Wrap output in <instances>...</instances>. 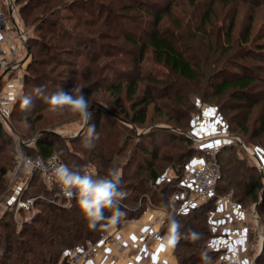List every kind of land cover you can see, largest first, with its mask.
Masks as SVG:
<instances>
[{
	"label": "trees",
	"instance_id": "16d2710c",
	"mask_svg": "<svg viewBox=\"0 0 264 264\" xmlns=\"http://www.w3.org/2000/svg\"><path fill=\"white\" fill-rule=\"evenodd\" d=\"M12 1L23 23L32 30L27 37L29 60L24 69L22 91L9 113L10 121H23L21 126L11 122L20 133L21 142L18 143L0 122V198L9 185L8 171L18 146L28 156H47L55 151L63 164L94 178L103 177L109 169L118 170L120 183L132 177L127 166L138 153L142 158L138 167L143 165L147 169L151 184H145L135 173L133 177H137V181L125 183L127 185L121 188L127 192L121 208L125 216L135 214L134 204L144 194L155 204L164 205L163 199L168 198L185 163L200 155L187 135L191 116L199 110L197 101H210L223 114L228 129L240 130L253 147L264 149V112L252 128L246 126L249 110L259 101L256 89L261 77L258 72L264 70L250 60L259 59L264 63V41L257 42L250 37L251 25L248 24L239 41L232 42V19L223 40L219 26L212 23L211 8L193 13V8L203 4L209 7L216 0H185L192 7V10L189 8L190 19L182 23L178 17L171 18V27L159 22L163 14L170 13L172 0ZM233 1L253 8L264 7V0ZM119 39L124 42L121 46ZM92 43L97 48L95 52H92ZM148 49L153 62L166 68L167 75H143L142 60ZM79 58L84 63L80 64ZM73 63L80 65L72 67ZM141 82L143 87L137 94ZM40 86L46 95L59 88L70 91L76 86L82 88L86 98L104 89L114 97L113 104L119 111L96 101L114 114L100 106L93 108L89 124L96 125L99 138L94 147L88 149L83 147L82 141L86 126L81 133L70 137H64L54 126L43 127L55 125L60 116L53 118L39 110L47 107L35 94L34 89ZM24 96L32 97V106L27 110L21 107ZM74 116L75 119L80 117ZM145 122L150 125L143 126ZM38 127L57 133H45L31 141ZM131 138L134 141L128 146ZM177 139L183 143L176 144V149H170L165 156L170 164L169 176L159 181V171L153 165L158 149L161 145L171 146L173 143L168 142ZM10 142L12 153L2 151ZM259 157L263 171L255 158L251 162L243 156L239 142L223 145L217 155L220 177L216 189H231L233 197L244 206L247 202L256 203L257 212L264 220V197L259 198L261 190L264 192V155ZM39 193L44 197L34 200V205L39 206L36 215L21 226L13 222V206L10 211L0 212V264H54L67 247L86 238L96 240L108 224L105 221L90 227L75 198L66 203L65 198L57 194L56 186L34 171L24 195ZM210 203L168 215L180 222L181 233L191 229L200 234L195 241L190 237L181 238L173 248L179 264H220L219 252L210 250L207 244L212 236L206 210ZM105 215L110 216L111 212L105 210ZM167 230L165 222L162 231ZM255 264H264V244Z\"/></svg>",
	"mask_w": 264,
	"mask_h": 264
},
{
	"label": "built area",
	"instance_id": "2783aa9c",
	"mask_svg": "<svg viewBox=\"0 0 264 264\" xmlns=\"http://www.w3.org/2000/svg\"><path fill=\"white\" fill-rule=\"evenodd\" d=\"M9 6L14 15V10H18L17 6L14 4ZM17 24L18 29L14 27L8 13L6 14L0 7V74L7 68V72L0 80V83L4 79L7 80L0 84V122L4 127L6 119H9L11 107L22 91L24 68L29 59V55L25 56L22 42L30 33L20 25V22ZM204 126L200 121L189 132V137L200 155L194 156L185 163L172 191L171 203H178V212L185 213L212 200L216 206V213L209 220L213 241L208 244V248L219 252L220 264H251L252 260L247 261L243 255L245 245L242 239L247 225L246 214L241 210L239 202L231 191L219 195L215 186L220 177L217 155L221 147L240 138L228 133L216 132L206 136L202 132ZM21 154L33 162L43 160L45 164L62 163L61 159H54L57 155L55 151L47 156H28L17 146L12 168L8 171L10 181L7 190L10 187L12 193L8 199V206H4V209L13 206L12 214L16 219L22 211H30L33 208L37 196H25L24 190L29 175L34 171L39 172L47 183L54 184L57 194L65 198L68 203L72 197L66 196L59 184L49 180L48 173L39 168L27 167L20 160ZM168 213V207L154 205L149 201L137 215H124L116 225L108 223L96 240L86 238L80 243L67 247L54 264H89L101 257L106 259L107 264H154L151 259L152 246L167 233L162 229ZM171 249L173 251V247Z\"/></svg>",
	"mask_w": 264,
	"mask_h": 264
},
{
	"label": "rangeland",
	"instance_id": "374dc122",
	"mask_svg": "<svg viewBox=\"0 0 264 264\" xmlns=\"http://www.w3.org/2000/svg\"><path fill=\"white\" fill-rule=\"evenodd\" d=\"M0 7L7 14L8 8H9V0H0ZM189 8L190 7L187 5L185 0H172V2L170 4V11H169L170 13L163 14L161 19H160L159 24H161L162 26L171 27L170 26L171 24L169 23V21H170L169 19H171V18H173V19L179 18V20L182 21V23L187 22L191 17V12H189ZM208 8H211L210 16L214 17V19H212V21H213L212 23L219 26V28H220L219 29V31H220L219 36L223 37V40H224V34L223 33H224L225 29L227 28L229 21L232 19L233 20V29H232L233 41L232 42L239 41V38L244 33V29L248 24L251 25L250 37H253L254 41H257V42L264 41V7H261V8H259V7L255 8L254 7L253 8V7L241 4V3H237L233 0L229 1V2L224 1V0H216L209 7L206 4H203L200 8H197V7L193 8V13L197 14L199 12H204V10H206ZM190 9L192 10V7ZM14 17H15L17 22H20V25L23 28L27 29L29 31V33L31 32L32 28L26 26L23 23L21 16L18 14V10H17V12H16V10H14ZM176 17H178V18H176ZM193 21H197V20L193 19ZM207 31H209V28ZM117 41H118V44L120 46L124 43L122 39H119ZM115 43H117V42H115ZM91 45H93L92 52H95L97 49L96 46H94L93 43ZM120 50L122 51V49H120ZM62 57H64V56H62ZM237 61H239V59H237ZM250 61H251V63H254V65L258 64L264 68V63L261 62L259 59H252ZM78 62L80 64L84 63V61H82V58H79ZM27 63H28V61H27ZM27 63H26V65H27ZM79 63H76V64H79ZM142 63H143V66L145 67V71H144L143 75L163 77V76L167 75V73H168L166 68H164L162 65L155 64L153 62V59L151 57L149 49L145 51L144 59L142 60ZM76 64L73 63L72 67H73V65L75 67ZM26 65H25V67H26ZM17 72H18V70L15 71V73H17ZM258 73H259V76L261 77L260 80L257 82L258 87L256 89L257 90L256 95L259 97V101H257L256 104L249 110L247 124H246V126H248L249 128H252V126L256 123V120L258 119V117L264 112V70L260 71ZM7 76H5V78H7ZM108 78L110 80V76H108ZM4 80H2L0 84L4 83ZM5 81H7V80H5ZM142 85H143V82L139 83L137 94H140L141 89L143 87ZM123 94L124 93L122 92V95ZM88 98H89L90 106L92 104H94V102H96V101H101L107 107H109L111 109H115L116 111H119V109L115 108V106L113 104L114 97L107 90L100 89L98 91H95ZM124 102L126 105H128V102H126V101H124ZM197 107H199L198 108L199 110H198V112H196L195 114H193L191 116V119H190V127L191 128L189 131H192L194 129V127L197 126V124L201 121L205 125L203 127L202 132H204L206 134V136H209L213 132L214 133L216 132L217 134H223V133L234 134V135H237L242 140L244 146H250L251 149L255 153L259 152V155L260 154L264 155V149L261 148L260 146H254L255 147L254 148L251 145V143H249L245 140L246 136H245V134H242L240 130H238L236 128H233L232 130L228 129L227 123L225 122V120L223 118V114L220 113L218 111V109H216L210 101L206 102V103L197 101ZM148 109H149L148 112H150V106ZM39 110H41L42 113L48 114L49 116H53V118L55 117V115L59 114V116H60L59 120H55L56 121L55 125H49V126L47 125V126H43V127H51V126L53 127L54 126L55 128H57L60 131V133L64 137H70V136L77 135L78 130L81 129V127L84 123V121L81 117H78L75 119L74 118L75 116L70 112H68L66 114L62 113L61 111L52 112L49 110L48 106L45 108H39ZM102 118H104V115L101 116V119ZM11 122L15 123L16 126H19V125L21 126V124H23V121L15 122L14 120H11L10 123ZM156 124H158V123H156ZM11 125H12V123H11ZM36 125H40V124H38V122H36ZM149 125L150 124H148V122H145L143 124V126H149ZM139 128H141V127H139ZM40 129L41 128L38 127L37 130H40ZM18 135L21 138L20 133H18ZM132 139L133 138H131V141L129 142L128 146L132 145V141H134V139L133 140ZM233 141L236 142L237 140L234 139ZM237 142H239V141H237ZM170 143H173V144L170 146V145H168ZM182 143H183L182 140L177 139V140H170V142H168V144H167L168 146H164V145L160 144L161 146L158 149L159 150L158 158H156V160L153 162L154 167L156 168V170L159 171V175H160L159 181H161L162 179L166 180L169 176L170 171H171L170 170V164L167 163V159L165 157L166 154L169 152L170 149L174 150V149H176L175 146H177V145L179 146ZM239 145L242 149L243 156L248 161L254 162L253 155L250 154V152H248L247 150H245L244 146L240 142H239ZM3 149L4 150H2V151L12 153V143L10 142L8 145H5V147ZM173 150H171V151H173ZM239 155H241V154H239ZM135 157H136V159L133 160V162H131L127 166L128 172H131L133 175L135 173H138L137 177L140 176L142 179H144L145 184H151V181L149 180V175H148L147 169L143 165H142L143 168H142V166L138 167L140 161L142 160L140 154L137 153ZM137 169H140V170L138 171ZM31 175H29L28 180L26 182L27 186L29 185V179L31 178ZM133 175H132V177H133ZM132 177L124 179L120 183V188H122L125 183H135L137 181V179H136L137 177H135V176L133 178ZM125 185H127V184H125ZM175 186H176V184H175ZM175 186H173V189L169 192L168 198L163 199L165 202V204L163 206L168 207V211H169L168 214L170 216L172 215V213L178 211V203H171V198H170L172 191L175 189ZM215 186H216V184H215ZM26 188H25V190H26ZM25 190H24V192H25ZM230 190L231 189H229V190H217L216 189V191L219 195H224L225 193H227ZM11 193H12V189H10V187H9L8 190H5L4 193L1 195L0 212L9 210L8 207L4 209V206H8V199L10 198ZM261 193H262V196L259 197L260 200L264 197L263 190H261L260 195H261ZM4 194H6V195H4ZM3 195H4V197L2 198ZM36 196H37L36 198L44 197V195L42 193H39ZM142 196H140L134 204L136 210H135V212H134L135 214H133V216L137 215L138 212L141 211V209L145 208L148 205L149 201L152 202V204H154V205H158L152 201V199L149 197V195L144 194ZM157 197H160V196L157 195ZM45 198L49 199L47 197H45ZM160 198L162 199V197H160ZM210 202H212V203L207 205L206 210H207L208 225L211 229V226H210L211 224H210L209 220L214 215V213H216V206L214 205V202L212 200ZM121 205H123L122 201H121ZM239 205H240L241 210L245 212L246 217H247L246 230L243 233L244 236L242 239V242L245 245L243 255L247 261H249V260L253 261L256 254L259 251L260 236H261V232H262L261 231V224L256 219V217L254 215V211L258 215V217L260 218L263 227H264V220L259 216V214L257 212L256 203H250V202L248 203L247 202L245 204V206L240 204V203H239ZM139 206H141L140 209H137V208H139ZM38 207L39 206H37V205L36 206L33 205V208L30 211H22L20 214L17 215L16 219L13 218V214H12L13 222L18 226H21L23 223L29 222L36 215ZM166 222L168 223L167 219H166ZM211 233H212V230H211ZM212 241H213L212 236H210L207 244L211 243ZM219 257H220V254L218 255L217 259ZM205 261H207V260H205Z\"/></svg>",
	"mask_w": 264,
	"mask_h": 264
},
{
	"label": "clouds",
	"instance_id": "9594fccd",
	"mask_svg": "<svg viewBox=\"0 0 264 264\" xmlns=\"http://www.w3.org/2000/svg\"><path fill=\"white\" fill-rule=\"evenodd\" d=\"M37 98L45 103L49 110L68 111L74 115H79L86 126V134L83 136V147L92 148L94 142L99 138L96 132V125L89 124L91 112L89 111V99L82 94V88L74 87L70 91L59 88L51 95L44 94L42 86L34 89ZM32 106V97L24 96L21 107L27 110ZM27 123V121H25ZM38 136L35 138L37 139ZM55 160L60 159L58 153ZM20 160L29 168H39L48 173V178L61 186L64 194L74 197L80 212L90 222V227H95L98 223L107 221L116 225L122 216L125 215L121 208V201L126 198L127 192L120 188V173L118 170L109 169L103 177L94 178L89 174H81L78 170H73L63 163L45 164L43 160L33 162L30 158L22 154ZM105 210L111 212L110 216L105 215ZM167 234L160 240L161 248L175 247L181 238L190 237L193 241L200 238V234L194 230L181 233L182 225L175 217H167Z\"/></svg>",
	"mask_w": 264,
	"mask_h": 264
},
{
	"label": "water",
	"instance_id": "95a60500",
	"mask_svg": "<svg viewBox=\"0 0 264 264\" xmlns=\"http://www.w3.org/2000/svg\"><path fill=\"white\" fill-rule=\"evenodd\" d=\"M9 4L12 5L13 4V1L12 0H9ZM8 15H9V18L10 20L12 21V23L14 24V27L16 29H18V24H17V21L12 13V9L11 7L9 6V9H8ZM24 48H25V56L27 57L29 55V50H28V41H27V38L23 40L22 42ZM7 72V68L4 69L2 71V73L0 74V80L1 78L4 76V74ZM95 106H100V107H103L105 109H107L102 103L100 102H95L90 108H89V111L92 112L93 108ZM111 114H114L111 110L107 109ZM5 128L15 137V139L17 140L18 143L21 142V138L20 136L18 135V133L15 131V129L13 128V126L11 125L9 119H6V126ZM85 128V123H83L81 129L78 131L77 134L81 133ZM45 133H57V131L55 130H50V129H41L39 131H37V133L32 137L31 141H36L39 139V137L42 135V134H45ZM189 136V133L187 134ZM38 136L37 139H35L36 137ZM237 139V138H236ZM243 146V142L242 140H238ZM245 150H247L248 152H250V154L253 155V157L257 160V164L260 168L261 171H263V163L261 161V158L259 157V155H257L252 149L248 148L247 146H244ZM261 196H262V193H261ZM254 215L256 217V219L260 222L261 224V236H260V244H259V251L258 253L256 254L255 258L253 259L252 263L251 264H254L257 260V258L259 257L261 251H262V248H263V244H264V227L262 225V222L260 220V218L258 217V215L255 213L254 211Z\"/></svg>",
	"mask_w": 264,
	"mask_h": 264
},
{
	"label": "crops",
	"instance_id": "0c3cea01",
	"mask_svg": "<svg viewBox=\"0 0 264 264\" xmlns=\"http://www.w3.org/2000/svg\"><path fill=\"white\" fill-rule=\"evenodd\" d=\"M9 9V8H8ZM17 12V11H16ZM167 234V233H166ZM164 234L163 237L166 235ZM162 237V238H163ZM161 238V239H162ZM160 239V240H161ZM160 240L157 241L153 246H152V256L151 259L154 262V264H179L177 262L176 257L174 256V253L172 251V247L169 246L168 248H161L159 246ZM89 264H107V261L105 258L101 257L96 259L95 261H92Z\"/></svg>",
	"mask_w": 264,
	"mask_h": 264
}]
</instances>
